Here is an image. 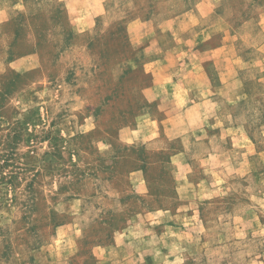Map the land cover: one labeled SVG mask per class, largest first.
I'll return each mask as SVG.
<instances>
[{
    "label": "rangeland",
    "instance_id": "1",
    "mask_svg": "<svg viewBox=\"0 0 264 264\" xmlns=\"http://www.w3.org/2000/svg\"><path fill=\"white\" fill-rule=\"evenodd\" d=\"M199 1L104 0L78 33L65 0H0V264H264V0L198 6L190 48L223 53L186 60L215 73L195 110L148 99L157 20Z\"/></svg>",
    "mask_w": 264,
    "mask_h": 264
},
{
    "label": "crops",
    "instance_id": "2",
    "mask_svg": "<svg viewBox=\"0 0 264 264\" xmlns=\"http://www.w3.org/2000/svg\"><path fill=\"white\" fill-rule=\"evenodd\" d=\"M65 2L67 5L66 9H71L73 12L72 14L75 16L74 25L76 27V32L78 33L90 32L95 25V18L106 12V6L103 3L104 0H95V6H90L89 3L86 4L85 0H65ZM73 2L75 6L69 8L70 6L68 5H74ZM202 2L207 9V6L209 5L208 1L201 0L194 3V5L189 8L186 7L180 13H174V15L169 16L160 15L162 18L157 20V30L164 33L165 38L162 37V34L155 37V44L159 47L157 50L160 54L152 57V59L156 60L154 63L158 62V64H156L153 69H146L147 71H151L154 76L153 82L148 85L149 87H147L146 90L149 91L148 99L150 101L159 99L161 103L170 97L169 101H166L167 103L164 105L170 108L162 120L165 122L173 121L183 114L189 115L191 110H195L199 104H202V101H199L201 98L193 99L195 98L194 94H196V92L217 89V87L214 86L216 79L215 76H213L215 75L213 69L206 71L208 76L205 69L204 76L203 70L202 73L198 71V68L204 69V67H200L203 63L201 60L197 61L196 64L191 65L190 69H188L189 64L186 62L187 59H197L200 56H204L202 55L204 53H210V59L213 60L212 62L215 65L219 57L218 55L221 56L223 53V42L216 47L209 49L205 48L203 51H193L191 49L192 47L190 48L189 46L193 45L195 39V34H187L189 28L197 26L199 23L202 24L201 22H198V20H202L198 14V6L202 4ZM10 9L11 8L5 4L1 5L0 15L3 16L5 13H8ZM209 12L211 13V10H208V14ZM190 20L193 22H190ZM148 24L149 22L146 20L143 21L142 19H132V21L127 23L128 32H130L133 42H139V38H142L133 28H136L137 25L144 27ZM204 30L205 29H198L196 35L202 33ZM140 34L143 36L147 34V31H141ZM208 38L209 36L203 37L196 43H202ZM170 51L173 53H170ZM215 69H217V67ZM184 71L186 75L183 74ZM190 75L193 76V78H191L192 80L186 79V77L188 78ZM220 84L221 88L224 85L222 78H220ZM167 92L169 94L164 98V93Z\"/></svg>",
    "mask_w": 264,
    "mask_h": 264
}]
</instances>
